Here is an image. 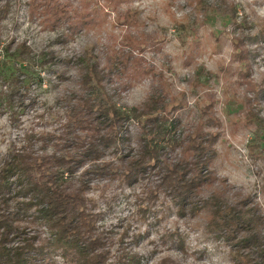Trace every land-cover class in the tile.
Instances as JSON below:
<instances>
[{"label": "rangeland", "instance_id": "374dc122", "mask_svg": "<svg viewBox=\"0 0 264 264\" xmlns=\"http://www.w3.org/2000/svg\"><path fill=\"white\" fill-rule=\"evenodd\" d=\"M20 46L29 51L24 62L16 58ZM84 53L101 66L123 55L135 61L107 82L117 108H139L151 96L175 107L158 142L160 163L196 161L168 145L190 139L208 163L189 199L197 211L170 206L152 163L132 175L123 170L140 149L133 121L122 131L126 140L101 148L98 160L63 170L92 202L97 264H262L253 244L264 252V0H0V167L27 146L38 157L81 154L78 140L87 134L66 121L77 111ZM12 75L15 87L4 94ZM37 133L45 141L30 138ZM210 198L247 213L228 240L224 230L214 235L201 211ZM8 210L16 211L13 201ZM29 219L25 234L45 238Z\"/></svg>", "mask_w": 264, "mask_h": 264}, {"label": "trees", "instance_id": "16d2710c", "mask_svg": "<svg viewBox=\"0 0 264 264\" xmlns=\"http://www.w3.org/2000/svg\"><path fill=\"white\" fill-rule=\"evenodd\" d=\"M28 53L26 47L20 46L16 56L18 62H24L29 56ZM129 60L123 55L117 59H108L101 66L98 61L86 56V53L77 60L81 92L77 111L67 119L66 128H79L87 134L84 142L78 140L77 145L81 146L78 149H83L78 157L76 151L68 149L58 156L38 157L33 154L31 146H27L9 153L2 161L0 264H44L56 258L69 264H97L99 256L93 251L98 240H90L92 223L96 218V215L88 211L92 202L85 198L84 187L79 185L74 188L65 182L63 170L72 174L75 170L73 165L82 164L86 158L98 160L101 148H107L117 140L125 141L121 134L129 121L139 125L140 149L136 158L123 165V170L127 169V173L132 175L140 172L141 168L154 165L155 169L160 170L161 187L171 198L170 206H175L177 211L186 206L193 211L198 210L196 204L189 199L200 192L204 180L201 170L206 169L208 164L200 160L203 149L198 139H190L188 146L168 140L171 150L182 149V157H194L196 161L188 163L184 157L182 161L163 160L160 163L158 159L161 148L158 142L169 133L166 123L168 118L173 117L172 110L175 107L168 108L165 101L151 96L141 107L124 111L116 107L108 94L106 85L113 76V71L123 72L128 63H135L134 60ZM15 64V72L18 73L20 68H17L18 63ZM4 80V94H9L17 79L12 75ZM8 103L10 105L9 100ZM39 119H43V115ZM30 138L33 141H45L46 137L43 133H37ZM12 201L16 205V211L9 212V203ZM208 201L203 203L201 211H208L211 231L215 236L220 235L223 230L226 231L222 239L228 240L231 230L244 224L247 216L244 214L247 213L230 209L222 202L216 203L214 198ZM27 218H30L31 224L44 227L45 238L25 234L22 221ZM251 241L245 240L246 244ZM253 245L259 250V261L264 264V252H261L258 243Z\"/></svg>", "mask_w": 264, "mask_h": 264}]
</instances>
